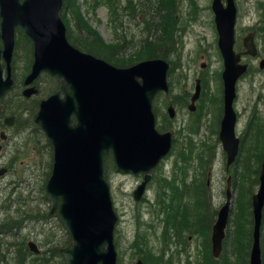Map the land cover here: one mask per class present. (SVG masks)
I'll return each mask as SVG.
<instances>
[{
	"label": "rangeland",
	"instance_id": "374dc122",
	"mask_svg": "<svg viewBox=\"0 0 264 264\" xmlns=\"http://www.w3.org/2000/svg\"><path fill=\"white\" fill-rule=\"evenodd\" d=\"M160 3L161 0H77V3L74 2L82 18L105 43L110 56L121 61V65L129 63L132 59L141 60L139 55L144 42L165 44V52L162 55H166L172 63L169 80L172 82L173 91L170 97H158L155 104L159 106L161 116L158 119L159 124L161 121L164 129L176 134L173 154L158 168L147 187L145 196L139 202L134 200L133 193L142 183L143 178L124 176L112 167L107 171L112 200L119 215L115 230L118 264H136L141 259L142 253L139 247L135 246L138 239L146 240V246L154 255L148 264H157V256L164 252H167V255L165 254L166 257L161 264L171 260L172 255L175 264H205L204 251L207 249V239L210 238L211 243L218 211L226 202L227 180L230 176L233 178V180L231 178V192L234 193V200L227 239L221 257L214 259L215 262L210 257L209 264H249L250 252L245 259L238 261L240 247L238 246L239 234L236 225L238 209L236 208L241 193L239 180L245 177L247 164L249 166V161L255 164L261 155L262 162L264 159V69L260 67V62L264 59L262 39L264 31H260L264 21V0H235L238 9L236 25L238 45H242L243 39L253 35L260 54L254 59L245 58V62L250 65V72L240 78L237 83V98L234 105L238 114L236 131L237 136L244 143V148L241 150L238 162L233 164L230 171L226 168V153L217 134L220 131L224 108L222 81L224 61L218 48V33L212 9L213 0H173L175 6L172 4L173 7L171 6L170 10H162V17H169L168 19H161L154 14L157 13L156 8ZM169 7L167 3V8ZM133 8H136L135 12ZM143 9L144 13H142ZM70 11L71 9L66 12V20L75 31L74 34H79L80 29L76 20L69 14ZM67 28L69 32V27ZM21 45L24 46V41ZM26 48L30 50L28 44ZM21 53L22 51L15 67L19 86L22 82L24 83L28 71L26 69L30 64L29 53L27 51L23 55ZM129 56L132 57L129 58ZM197 80H201L202 96L196 104L195 112L191 113L189 106L195 94ZM45 89L49 87L45 85L42 90ZM17 93L22 96L23 89L18 88L13 95ZM40 99L42 97L37 96L29 102L33 105V100ZM167 102L177 109L176 118L173 120L168 115ZM7 104L10 107L8 118L15 116L17 122L9 129L8 140L2 142L0 137V143L9 147L16 159L9 161L8 165L12 170L0 179L1 264L14 262V257L18 254L21 245L24 243L29 249L30 241L38 245L42 253L39 257H43L50 247L45 246L47 238L61 237L59 219L48 218L50 202L46 200V191L43 190L49 178L52 151L45 135L34 131L32 125L27 126V121L32 115L25 110L27 99L26 105H22L19 97L13 96L9 98ZM207 151L210 153L208 158L212 160L210 164H207L204 172L202 185L204 190L201 194L195 190L196 188L193 189L190 183L194 178L198 180L196 170L200 168L198 157ZM182 155L189 160L186 165L185 160L182 161ZM3 156L4 151H0V162H4L2 165H5L6 160ZM178 160L185 165L180 172L181 176L175 172ZM186 172L189 173L186 188L189 189L190 194L186 199L187 204L190 203V207H193L196 200L204 195L207 210L202 213L203 220L195 221L192 231H185L180 238H176L174 232L168 231L164 223L166 216L162 211V203L164 204L166 199L164 196L160 197V186L166 179L174 181L175 177H179V187L185 189L182 179ZM245 185L247 188L250 187L248 182ZM258 188L259 184L254 187L253 194ZM43 215L45 218H42ZM15 223L18 226L17 230H15ZM262 229L263 239L264 222ZM13 235L15 238L12 237ZM6 249L13 254H9ZM262 255L264 256L263 249ZM46 257L49 260L48 264H62L63 259L57 258L56 255L49 254ZM30 260L31 258L28 259L27 264L34 262Z\"/></svg>",
	"mask_w": 264,
	"mask_h": 264
},
{
	"label": "water",
	"instance_id": "95a60500",
	"mask_svg": "<svg viewBox=\"0 0 264 264\" xmlns=\"http://www.w3.org/2000/svg\"><path fill=\"white\" fill-rule=\"evenodd\" d=\"M62 8L63 0H0V40L3 43V48L0 46V98L14 85L11 63L16 30L21 28L34 44V63L25 79L23 96L32 98L38 94L34 84L43 73L61 81L60 89L41 101L39 110L31 118L34 128L44 132L53 147V169L46 185L47 199L51 203L49 217L58 218L72 238L61 253L66 264H117L114 233L119 217L106 180L105 162L112 154L118 173L145 177L134 192L139 202L158 165L172 149V133L162 134L157 130L153 112L156 96L170 92V64L152 59L122 68L78 50L68 40ZM212 9L225 68L220 140L229 168L241 151L234 102L237 82L248 71V65L241 63L242 53L235 50V1L213 0ZM243 44L246 54L257 55L253 37L245 38ZM2 61L6 64V78ZM260 67L264 69V61ZM200 94V80H197L191 111L196 110ZM2 110L0 105V113ZM168 112L171 118L175 116L173 107ZM5 123L12 126L13 118ZM6 173L7 169H1L0 178ZM259 181V190L252 198L254 230L250 264H262L264 159ZM232 200L229 178L227 202L213 228L215 258L223 251ZM29 246L39 254L36 244L31 242Z\"/></svg>",
	"mask_w": 264,
	"mask_h": 264
},
{
	"label": "trees",
	"instance_id": "16d2710c",
	"mask_svg": "<svg viewBox=\"0 0 264 264\" xmlns=\"http://www.w3.org/2000/svg\"><path fill=\"white\" fill-rule=\"evenodd\" d=\"M64 1V6H63V11H62V17L66 23V25L69 27V32H68V38L69 41L78 49L83 50L89 54H92L98 58H101L103 60H106L108 62H110L113 65L119 66V67H127V66H131L139 61H136L135 59H132L129 63L125 64V65H121V61L119 60H115L113 57L110 56V52L109 49L107 48V46L105 45V43L103 42L102 39L99 38V36L97 35V33L91 28L89 27L88 23L82 18L81 13L79 12L78 7L76 6V4H74V2L77 3V0H63ZM131 2V1H130ZM167 3H169V8H167ZM173 0H161L160 5H158V7L156 8V12L154 13L156 14L158 17H160L161 19H168L169 17H162V10L166 11L167 9L170 10ZM173 7V6H172ZM71 9L70 11V15L76 20L77 22V26L80 29V33L78 34H74L75 31L73 29H71V27L69 26V23L66 20L67 17V10ZM118 9H116L117 11ZM136 11V8H133V12ZM144 9L142 10V13H144ZM171 13V11H170ZM172 18V17H170ZM174 18V17H173ZM18 36H17V41H16V53H15V59H14V63L16 66L17 63V58L20 57V51H22L21 55H23V53L25 51H27V53H29L30 55V64H29V68L26 69L27 73L30 71V68L32 66V62H33V42L24 34V32L19 29L18 31ZM165 40L166 37H165ZM22 41H24V46L21 45ZM30 47V50L28 51L26 46ZM240 50H242L241 46H237ZM166 48L165 44H156V43H145L142 45V49L140 50V59H152V58H166V55L163 56L162 53H164ZM132 56H129V58H131ZM128 58V59H129ZM220 80H221V75H220ZM16 81H17V75H16ZM46 81H49L48 79ZM52 83L51 86L49 87V89H45L40 91L38 96H41L42 99L47 97L49 94L53 93L54 91H57L60 87V81L57 79H51ZM23 85V82L20 84ZM171 85V91H173V86H172V82H170ZM21 86H19V82L17 81L14 89L11 91V93L8 94V96L1 100L2 103H4L6 105L7 111H9V105L7 104L9 98L13 97V96H17L19 97V100L21 101L22 105H26L25 104V99L22 98V96L19 95V93L13 95L15 93V91L19 88L20 89ZM46 91V92H45ZM48 93V94H47ZM47 94V95H45ZM223 95V94H222ZM41 100V99H40ZM40 100H33V105H27L25 110H27V107H29V112L34 114L38 107H39V101ZM155 111L156 113L159 114V106L155 107ZM223 112V110H222ZM157 114V115H158ZM28 125L27 126H31V122H29V120L27 121ZM37 131V130H34ZM40 132V131H38ZM217 134H219V132H217ZM47 140V139H46ZM192 142V141H191ZM48 146L51 149V146L49 144V142L47 141ZM242 147L244 148V144L242 145ZM52 151V149H51ZM193 152V150H191ZM210 155V153L204 152L202 155H200L198 157V160H200V168H196L197 170V177L198 180H196L194 178V180H192L191 183V187L196 188L195 190H197L199 193L202 194L203 192V184H204V172L207 168V164L211 163V158H208ZM182 160H187L189 162L188 159H186L185 155H182ZM238 160V159H237ZM262 155L260 157L257 158L256 163L252 164L249 161V166L247 164V167L245 168V172L246 175L244 178H241L239 181L241 182V193L239 195V198L237 200V212H236V225L238 227V246L240 247L239 249V253H238V261H240L241 259H245L248 255L249 252L251 250L252 247V242H253V227H254V221H253V209H252V196H253V189L254 187L259 184V168L260 165L262 163ZM207 162V163H206ZM238 162V161H237ZM247 162V161H246ZM183 167H185V165H182ZM53 167V166H52ZM51 167V169H52ZM114 168V163L112 160V157H110L107 160V169L111 170V168ZM179 170H182L183 168H178V166L176 165V171L177 172ZM195 173V169L193 170ZM52 172V170H51ZM51 172L49 173V178L51 176ZM190 172V171H187ZM185 174V176H183L184 178L182 179V184L184 186L185 189L180 188L179 187V177H175L174 181H169L168 179H166L160 186V197L164 196V198L166 199L164 204L162 203V211L165 213L166 218L164 219V223L166 228L168 229V231L170 232H174V235L176 238H180L182 236V234L185 231H192L195 227V221H200L202 218L201 216L203 215L202 213H204L203 211L207 210V202L205 201V197L204 195L201 196V198L199 200H196L195 204L193 207H190V203H188V201L186 200L187 198H189L190 194L188 193V190L186 187L187 186V177L189 175V173ZM249 172V175H247V173ZM48 178V179H49ZM173 178V177H172ZM48 181V180H47ZM46 181V184H47ZM238 181V179H237ZM246 182L250 183V187L247 188L246 187ZM236 187V185H235ZM45 187L43 188V190H45ZM47 200V198H46ZM42 214V213H39ZM42 218H45V215L42 216ZM203 220V219H202ZM17 223H19V221H16ZM264 222V219H263ZM14 226V225H13ZM18 226L15 223V230H17ZM1 227H0V232H1ZM14 230V232H15ZM60 238H57L55 236L53 237H48L45 246H50L44 253L43 257H33L34 255L30 253L29 249L25 247L24 243L21 245V248L18 250V254H16V256L14 257V262H11V264H27V261L29 258H31L30 261H34L32 264H48L49 260L46 256H48L49 254H51L52 256L56 255L57 258H61L63 259V256L60 254L59 249L61 248L60 246H66L68 243L71 242V237L66 233V231L64 230L63 226L60 225ZM263 231V229H262ZM14 232H11L12 234ZM263 234V233H262ZM170 239L172 241V234L170 235ZM13 238H15V235L12 236ZM139 238V236H138ZM147 241H141V240H137L136 245L137 247H139V251L142 253V259L144 261L145 264H148L152 258V256H154L151 252L150 249H148V247L146 246ZM52 245V246H51ZM146 246V247H145ZM262 249L264 252V237L262 239ZM7 252H9V254H13L12 251H9L8 249H6ZM3 254V253H2ZM165 254L167 255V252H164L163 254H161L160 256H157V264H161L163 263V259L166 257ZM4 255V254H3ZM5 256V255H4ZM207 260L210 259V257L212 258V254L211 251L209 250V245H208V251H207ZM171 260H168L167 262H164V264H175V261L173 260L174 257H170ZM213 259V258H212ZM44 260H48V261H44ZM214 260V259H213ZM215 262V260H214ZM263 263H264V256H263ZM62 264H65L64 259L62 260Z\"/></svg>",
	"mask_w": 264,
	"mask_h": 264
},
{
	"label": "flooded vegetation",
	"instance_id": "af4514ba",
	"mask_svg": "<svg viewBox=\"0 0 264 264\" xmlns=\"http://www.w3.org/2000/svg\"><path fill=\"white\" fill-rule=\"evenodd\" d=\"M264 31V21H263V25H261V30L260 31ZM251 36H253V35H251ZM262 39H263V41H264V34L262 35ZM264 46V45H263ZM33 63V62H32ZM15 63H14V59H13V64H12V75H13V79L14 80H16V74H15ZM30 72V71H29ZM29 72L27 73V75L29 74ZM49 80V81H46V80ZM51 79H57L56 77H52V76H50L49 74H47V73H43L40 77H39V79L35 82V84L34 85H36V87H37V89H38V94H36V96H34V97H32L31 99H27V105L29 106V105H31V103L29 102V101H31L33 98L35 99L38 95H39V93H40V91H42V89H43V87L45 86V85H47V87H50L51 86V83H52V81H51ZM58 80V79H57ZM16 84V83H15ZM22 89H24L25 88V86H24V84H23V86L21 87ZM56 91H54L53 93H55ZM53 93H51V94H53ZM51 94H49L47 97H49ZM47 97H45V98H47ZM45 98H43V99H45ZM4 99V98H3ZM191 99V98H190ZM42 100V99H41ZM40 100V101H41ZM40 101H39V104H40ZM166 104H168V106L167 107H169V106H173V107H175L174 105H172L171 103H166ZM5 107V106H4ZM177 109L175 108V111H176ZM177 112V111H176ZM27 113H30L29 112V107H27ZM10 115V112H6V113H4V114H1L0 115V137H1V139L3 140L2 142H5L6 140H8V138H9V135H8V131H9V129L10 128H12L13 126H14V124L17 122V117H13V125L12 126H8V125H6V120L8 119V116ZM33 115V114H32ZM32 115H31V117H32ZM31 117L29 118V122H31ZM9 119H12V118H9ZM31 124H32V122H31ZM5 125V126H4ZM175 134V133H174ZM47 139V138H46ZM48 141V140H47ZM51 146V145H50ZM51 149H52V146H51ZM0 151H4V156H3V159H5L6 161H5V165H2L3 163H1L0 162V167H5L8 171H7V174H9L10 172H11V167H9V165H8V163H9V161H12V160H14V159H16L15 158V156H13V154H12V152H10V148L9 147H7V146H4V145H2L1 143H0ZM53 162H54V153H53V149H52V162H51V164H50V167H49V170H50V172H51V170L53 169ZM51 167H52V169H51ZM47 172H49V171H47ZM49 172V173H50ZM51 174H52V172H51ZM208 251V243H207V249L204 251V255H205V253Z\"/></svg>",
	"mask_w": 264,
	"mask_h": 264
}]
</instances>
